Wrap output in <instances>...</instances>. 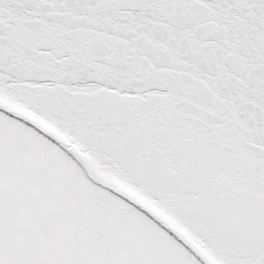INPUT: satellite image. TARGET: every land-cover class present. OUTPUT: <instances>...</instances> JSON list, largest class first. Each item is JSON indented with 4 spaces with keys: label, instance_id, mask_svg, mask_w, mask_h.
<instances>
[{
    "label": "snow or ice",
    "instance_id": "6c2138e0",
    "mask_svg": "<svg viewBox=\"0 0 264 264\" xmlns=\"http://www.w3.org/2000/svg\"><path fill=\"white\" fill-rule=\"evenodd\" d=\"M0 264H264V0H0Z\"/></svg>",
    "mask_w": 264,
    "mask_h": 264
}]
</instances>
